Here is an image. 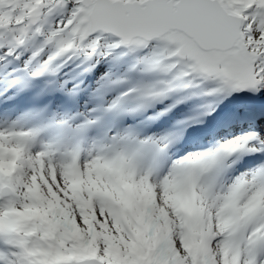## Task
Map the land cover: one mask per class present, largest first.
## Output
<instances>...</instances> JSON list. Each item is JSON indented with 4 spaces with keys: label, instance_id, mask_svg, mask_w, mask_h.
I'll return each instance as SVG.
<instances>
[{
    "label": "snow or ice",
    "instance_id": "6c2138e0",
    "mask_svg": "<svg viewBox=\"0 0 264 264\" xmlns=\"http://www.w3.org/2000/svg\"><path fill=\"white\" fill-rule=\"evenodd\" d=\"M127 54L129 70L158 77L109 95L129 77L102 72L99 115L74 134L110 112L135 124L64 148L63 136L38 144L40 128L18 127L28 113L0 127V264H264V0H0V92L76 69L56 82L73 93L82 73ZM192 97L172 127L141 135ZM251 154L261 159L233 171ZM118 175L152 196L125 198Z\"/></svg>",
    "mask_w": 264,
    "mask_h": 264
},
{
    "label": "bare ground",
    "instance_id": "6f19581e",
    "mask_svg": "<svg viewBox=\"0 0 264 264\" xmlns=\"http://www.w3.org/2000/svg\"><path fill=\"white\" fill-rule=\"evenodd\" d=\"M137 188V190L140 191V193L142 194H150L151 193V189L145 187L143 184H134Z\"/></svg>",
    "mask_w": 264,
    "mask_h": 264
},
{
    "label": "rangeland",
    "instance_id": "374dc122",
    "mask_svg": "<svg viewBox=\"0 0 264 264\" xmlns=\"http://www.w3.org/2000/svg\"><path fill=\"white\" fill-rule=\"evenodd\" d=\"M147 199L151 197V195H144Z\"/></svg>",
    "mask_w": 264,
    "mask_h": 264
}]
</instances>
